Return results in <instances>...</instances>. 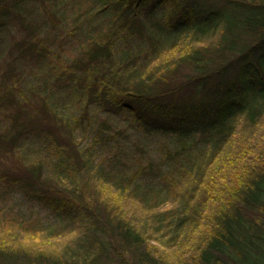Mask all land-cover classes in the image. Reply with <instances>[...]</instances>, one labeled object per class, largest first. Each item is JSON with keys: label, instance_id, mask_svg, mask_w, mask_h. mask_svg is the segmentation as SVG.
Listing matches in <instances>:
<instances>
[{"label": "trees", "instance_id": "obj_1", "mask_svg": "<svg viewBox=\"0 0 264 264\" xmlns=\"http://www.w3.org/2000/svg\"><path fill=\"white\" fill-rule=\"evenodd\" d=\"M28 2L0 0V190L57 216L0 210V264H264V0H92L66 105L25 82L63 59Z\"/></svg>", "mask_w": 264, "mask_h": 264}, {"label": "rangeland", "instance_id": "obj_2", "mask_svg": "<svg viewBox=\"0 0 264 264\" xmlns=\"http://www.w3.org/2000/svg\"><path fill=\"white\" fill-rule=\"evenodd\" d=\"M54 2L57 5L52 10L58 9L57 14L59 18L62 19L60 26L57 27L46 21V17L44 16L42 8L44 4L41 2V0H29L26 7L34 11L32 13V20H35V23H37V26H39L35 33H38L40 36L46 39L47 43L53 47L63 59L57 60L56 63L58 69L57 66L54 67L51 64L44 65L43 63H35V65H31L29 71L26 72L28 77L26 76L25 82H27L31 88L35 86L38 89L37 93L39 95H42L43 91H48L44 94V96L54 98L62 96V99L66 105L69 102V92L71 91L64 87L62 84L64 81L57 80L55 75L58 74L61 78L64 68H68L67 63L65 64V67L61 66L62 62L68 60L69 63H72L74 58H80L82 56L84 52V50L81 49L83 44L86 42V40L96 36L99 32V28L96 25L97 22L88 21L85 23H80V14L82 17L86 16L93 4L92 0H54ZM25 15L27 16V13H25ZM30 16L31 14H28V20H31ZM19 24L20 23L17 20V22H9V24L6 25L4 29L6 35L3 41V46L8 48L11 45V40L14 38L13 35L16 36L19 31H21L22 35L23 29L19 27ZM32 26L34 27V25ZM106 27L107 25L103 26L102 28L104 29ZM52 76L55 80L52 78ZM74 112L79 111L76 110ZM86 124L88 126V123ZM95 124L96 123L94 122L93 126H95ZM90 131L85 133L84 139L80 138L82 147H90V141L92 140V133ZM161 140L162 138L159 136L148 139V143L150 144V154L153 155L152 159H157L159 156L155 153V150H157L159 147ZM234 146L235 144L231 147V151L233 150ZM91 155L95 156L96 158L103 157L108 159L112 154L108 150H104L98 148V146H95ZM4 161L6 160L4 159ZM149 178V185L152 187H160L161 183L159 182L158 178H152V176H149ZM144 187L145 186H142V188ZM2 209H5L6 212L15 211L25 217L40 216L45 223L54 221L57 216L50 209L46 208L36 200L16 191L6 193L0 190V210ZM196 230L197 231L194 233L198 234L202 232L203 228H197Z\"/></svg>", "mask_w": 264, "mask_h": 264}]
</instances>
